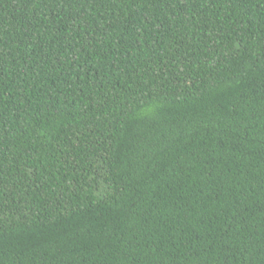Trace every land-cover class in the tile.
Segmentation results:
<instances>
[{"label":"trees","instance_id":"obj_1","mask_svg":"<svg viewBox=\"0 0 264 264\" xmlns=\"http://www.w3.org/2000/svg\"><path fill=\"white\" fill-rule=\"evenodd\" d=\"M0 264H264V0H0Z\"/></svg>","mask_w":264,"mask_h":264}]
</instances>
